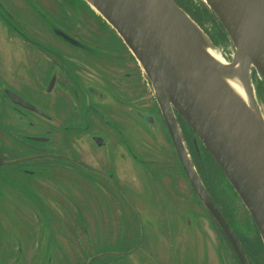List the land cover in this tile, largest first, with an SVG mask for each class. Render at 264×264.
Wrapping results in <instances>:
<instances>
[{
	"label": "flooded vegetation",
	"instance_id": "obj_1",
	"mask_svg": "<svg viewBox=\"0 0 264 264\" xmlns=\"http://www.w3.org/2000/svg\"><path fill=\"white\" fill-rule=\"evenodd\" d=\"M201 13V17L193 19L211 37V18ZM109 36L117 39L118 52L109 45ZM214 36L213 33L217 44L219 39ZM154 96L152 83L136 57L113 27L94 14L84 0H0V184L32 182L42 188L34 202L25 198L34 196L27 192L29 189L19 190V195L11 194L10 209L20 201L29 204L39 201L52 202L50 209L59 213L64 212L65 207L69 209L67 213H78L80 205L88 198L112 197L118 204V220L121 216L125 218L128 233L136 228L138 240L98 251L84 250L80 257L84 259L83 264L93 255L91 264L108 256H115L117 264L122 260L130 262L132 252L138 257L144 255L146 260L150 245L143 243L144 227L140 222L141 213L145 212L135 205L147 196L144 188L153 185L156 192L161 193L160 199L170 189L172 197L168 204L174 209L175 218L186 205V202L179 203L178 195L162 181L169 174L177 178L186 174ZM175 114L184 136L190 127ZM137 124L156 134L145 133L148 138L137 136ZM137 137L140 138L138 144ZM196 144L194 141L192 148L200 162V179L225 219L218 199H214V191L203 181L207 174L214 182L217 164L207 151L203 153L208 155L210 163L206 158L203 162ZM137 147H143L146 156L139 153V159ZM121 171L128 175L127 179L121 178ZM136 176L143 179L137 180ZM69 183L74 184V189L68 188ZM191 189L194 191L192 186L189 191ZM238 200L242 203L240 198ZM198 203L203 212L207 211L205 221L221 242L211 243L219 254V264L220 261L221 264H242L229 238L212 214L203 208L199 198ZM175 208L180 209L175 211ZM82 209V215H87L86 207ZM245 210L247 212L246 207ZM49 214L44 212L43 216L49 219L52 217ZM225 221L232 228L229 219ZM253 223L241 228L257 239H249L254 246L261 236ZM147 227L154 229L151 222ZM0 229H3L0 246L5 249L7 234L12 233L13 228L8 224L3 227L1 222ZM25 230L28 233H21L23 240H16L17 262L55 264V256L50 251L53 233L49 229L45 232L44 227L35 222ZM232 230L236 234L235 229ZM236 237L248 264L264 261L254 257L258 254L255 247L251 250L241 240L243 237L237 234ZM187 243L200 247L202 260L211 264L210 252L213 251L206 243L198 239ZM12 252L13 256L8 260L0 259V264L16 263L14 247Z\"/></svg>",
	"mask_w": 264,
	"mask_h": 264
},
{
	"label": "water",
	"instance_id": "obj_2",
	"mask_svg": "<svg viewBox=\"0 0 264 264\" xmlns=\"http://www.w3.org/2000/svg\"><path fill=\"white\" fill-rule=\"evenodd\" d=\"M86 1L140 63L152 83L187 179L242 264H248L238 238L189 158L175 113L219 166L264 242V109L256 102L252 82L253 69L264 79V0H198L217 17L235 47L228 65L213 57L223 58L174 0ZM236 71L248 101L234 94L223 80L226 73Z\"/></svg>",
	"mask_w": 264,
	"mask_h": 264
},
{
	"label": "rangeland",
	"instance_id": "obj_3",
	"mask_svg": "<svg viewBox=\"0 0 264 264\" xmlns=\"http://www.w3.org/2000/svg\"><path fill=\"white\" fill-rule=\"evenodd\" d=\"M176 1L187 11V14L189 16L193 15L192 12L194 11L192 9H195V10L198 9L199 11L205 12L206 15L210 16L211 18L210 23H212V28H213L211 37L207 34V31L201 25H200L201 27L198 24L197 25L210 39L212 45L222 55V57L228 61H231L236 53L235 47L233 46V43L230 40L222 24L218 20L214 19L212 12L201 1H198V0H191L193 2V5H186L185 0H176ZM199 4L203 5L202 7L203 9L198 8ZM202 15H203L202 13L199 14L200 17ZM190 17L195 22V20L193 19V16H190ZM213 33L215 34L214 38H216L217 40L219 39L217 44L213 40V37H212ZM108 41L110 42L109 45L113 47L112 50L118 52L119 51V46L117 45L118 42L117 43L115 42L117 41V39L116 38L114 39V37L109 36ZM252 82H253V88L255 91L256 102L258 106L264 109V101L261 96V94H264V79L261 78V76L258 74V72L255 69L252 70ZM256 87L258 89V92L256 91ZM155 100H156L157 108L159 109L160 114L163 117L161 107L159 106L156 97H155ZM136 128H137V136L139 137L148 138L149 136H147L145 133L150 134L151 136L156 134L150 128L143 127L142 124H137ZM183 138L185 140V143H187L186 148L188 152H191V153H188L189 158L193 166L194 165L197 166L196 168L194 166V168L199 175V172L200 173L202 172L201 169H199L200 162L198 158L196 159L197 156L194 154V150H193L194 141L197 140L196 134L194 133L192 129L189 128V131H186V133H184ZM139 140L140 138L137 137L136 139L137 144L139 143ZM196 146L199 147L201 156L203 157L202 158L203 162L206 158L208 162L210 163L208 155L206 153H205L206 155L203 153L206 150L202 148L204 146L201 144L200 141H197ZM139 153L142 154L143 156H146V153L143 151V147H137V152H136V155L138 156V158L141 159L139 157L140 156ZM125 167H128V165L125 164ZM215 169L216 170H215L214 182L210 180L212 179V177H209V176L207 177V174H204L205 179L203 181L205 182V184L208 185L210 189L214 191L213 192L214 199L216 198L218 199L220 207L222 208V210L224 211V214L226 215L225 219L227 218L229 219L230 225L232 226V228L235 229L237 236L243 237L241 240L243 241L245 245H247L248 248L251 249L253 246V242H252V239L251 240L249 239L250 238H253L254 240H257V239L251 236V233L247 232V230H243L241 226L244 228L249 227L251 223H253L252 217L249 214L248 210H247L248 213L246 212L245 207L243 206L244 204L242 205V203L239 202L238 200L239 196L237 195V193L235 192V190L233 189L229 181H227L226 177H224L225 175L223 174L222 171H220L221 169L219 168L218 165L215 167ZM121 173H122L121 174L122 179L125 180L128 178V175L127 174L125 175L123 171H121ZM183 176H184L183 178H180V177L177 178V177H171L169 174L168 176L162 178L163 183L167 187H170L172 191L178 195V199L180 201L179 203L184 204L186 202L185 203L186 205L182 207L179 216L176 217V221H177L176 226H179V229L181 231L180 234H176V238L178 240L180 239L182 243H184L185 240L189 241L190 239L191 240L195 239L196 241L198 239L199 241H203L213 251V252H210L211 253V264H219V261H218L219 254L216 250H213L211 243L216 245V244H221V242H219L217 236L213 235V233L211 232L209 223L205 221V219L206 220L208 219L207 218L208 213L206 210L205 212H203L201 205L198 203V197L196 196V193H194L192 189L191 191H189V188L191 185L189 186L188 184L189 182L186 176L184 174ZM136 179L142 180L143 177L136 176ZM38 186H39L38 184H35L32 182L26 185H19L14 182H11L7 185L0 184V222L3 223V227L5 224H8L9 226H11V228H13L14 226L13 219L5 217L4 214L1 213L3 211L4 212L10 211L9 203L11 202L10 201L12 197L11 194L19 195L21 194L19 190L29 189V191L27 190V192L34 194V196L32 198L25 196V198L27 199V201L34 202L35 197L39 195L38 191L39 192L42 191V188H38ZM33 189L35 190V192H32ZM141 201H142L141 203H139L138 205L137 203H135V205L137 206L139 210H142L145 212V213H141L142 217H140L141 218L140 222L142 224V227H144V233L148 232L150 234V230L156 233L154 230L148 228L147 226L150 224V222L152 223L153 226L155 225V223L159 224L158 220L152 213L151 214L149 213V207H148V203L145 197L141 198ZM217 206L219 207L218 204ZM203 208L205 207L203 206ZM178 209L175 208V211ZM59 210L62 211L63 209L60 208ZM56 219L58 220V222L55 221V217H49V219H45L39 224L40 227H44L45 232H47L49 229V232L53 233L54 242L50 244V251L53 252L55 256V264H74V263L83 264L84 259H81L80 257L82 256V254H84V250H82V254L79 256L78 254L79 250L75 249L73 245L72 246L68 245L66 235L63 233L65 231L64 229L67 227V224H68L67 219H65V217L63 216H61L60 219L58 218ZM206 227H208V229ZM1 232H3V229H0V233ZM41 232H43V230H41ZM144 233H142L144 239L149 237L150 240H152V238L148 234H144ZM220 234L222 237L224 236L222 233ZM19 235L20 237H17ZM22 235L24 234L22 233ZM7 236H8V243L6 242V240H4V242L7 243V246L5 247V249L0 246V259H3V260L10 259V257L13 256L12 251L14 247L15 262L17 264H21L22 262H19V263L17 262V259L19 257V253H18L19 249H18V246H16V240H19V239L23 240V237L21 236V232H18V233L8 232ZM42 236L43 235L41 234L40 237L36 239L37 242L41 240ZM119 236H120V239H123L120 243H130L132 239H134V242L138 240L139 233L137 229L135 228L131 233L125 232V233L120 234ZM116 241H117V236L114 242ZM155 241L158 243L157 240ZM10 244L14 246H10ZM254 247L255 249L256 247L259 248V253L256 254L255 256L253 254L252 255L257 259L264 260V242L262 238L259 241V243L257 242V244ZM23 248H24V255L26 256V247L24 246ZM46 250H47V246H46ZM72 252H73V255L71 256ZM182 252H183V249H182ZM130 254H131L130 262H128L127 260H122L120 264H146L144 255L142 257H138L137 253L132 252ZM74 256L77 257L75 260H73ZM94 258H95V255L89 257V260L87 259L88 262L84 264H91V261ZM102 262L104 264H117L115 261V256L105 257L101 262L96 261V264H101ZM16 263L12 262V264H16ZM220 264H221V261H220ZM261 264H264V261Z\"/></svg>",
	"mask_w": 264,
	"mask_h": 264
},
{
	"label": "bare ground",
	"instance_id": "obj_4",
	"mask_svg": "<svg viewBox=\"0 0 264 264\" xmlns=\"http://www.w3.org/2000/svg\"><path fill=\"white\" fill-rule=\"evenodd\" d=\"M84 1L89 5L94 14L102 17L95 7L86 0ZM208 52L210 53V50ZM213 57L223 65L231 64L226 59L214 55ZM235 73L237 74V71L226 73L223 76V80L235 92L234 94L248 101L247 94L243 90L242 77L240 78ZM68 188L74 189V184L69 183ZM144 189V195H147L145 199L148 203L149 213H152L159 223H155L154 229H152L156 233L151 230L150 234L148 232L145 233L152 240L149 237L143 239V243L150 245V254L146 257V264H205L201 258L202 250L200 247L187 245L188 241L185 240L182 243L180 239L176 238V234H180V229L179 226H176L177 221L173 215L174 209L168 204L169 199L171 200L172 197L171 190L168 189L166 196L163 194L162 199H160L161 193L158 190L156 192L153 185L150 188ZM88 195H90V192H88ZM51 205H53L52 202L43 203L38 201L36 204H29L26 201H20L18 206L14 204L13 209H9L10 211L6 212L4 216L13 219V233L21 232L23 234L28 233L25 229L29 228L32 222L40 224V222L48 217L43 216L44 212H49V216L55 217L56 222H58L56 218L65 217L68 224L63 233L66 235L68 245H73L75 249L79 250V252L77 251L79 256L82 254V250L97 249L98 251L104 248L107 249L106 247L110 245L116 247L123 240L120 239L119 235L125 232L128 233L125 226V218L121 216V220H118V204L112 197L88 198L85 204L80 205L81 211H83V207L87 209L88 213L85 216L82 215L80 210L78 213H67L69 211L67 207H65L64 212L59 213L51 210ZM116 236L117 241L114 242ZM72 255L73 252L71 253ZM76 258L74 256L73 260Z\"/></svg>",
	"mask_w": 264,
	"mask_h": 264
},
{
	"label": "trees",
	"instance_id": "obj_5",
	"mask_svg": "<svg viewBox=\"0 0 264 264\" xmlns=\"http://www.w3.org/2000/svg\"><path fill=\"white\" fill-rule=\"evenodd\" d=\"M185 4H186V5H193V2H192L191 0H185ZM202 7H203V5H202V4H199V7H198V8L203 9ZM196 9H197V8H196ZM192 10H193L194 12H192L193 15H190V16H193L195 19H197L196 17H197V16L199 17V14L201 13V11H199L198 9H197V10L192 9ZM256 91L258 92L257 87H256ZM261 96H262V99H263V101H264V94H261ZM254 246H255V245H254ZM254 246H253V247H254ZM256 250H257V253H259V248L256 247Z\"/></svg>",
	"mask_w": 264,
	"mask_h": 264
}]
</instances>
